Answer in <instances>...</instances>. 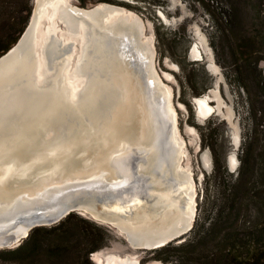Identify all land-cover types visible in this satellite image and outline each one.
Masks as SVG:
<instances>
[{"label":"bare ground","instance_id":"6f19581e","mask_svg":"<svg viewBox=\"0 0 264 264\" xmlns=\"http://www.w3.org/2000/svg\"><path fill=\"white\" fill-rule=\"evenodd\" d=\"M69 2L37 0L0 63V229L75 200L133 247L174 236L193 219L194 182L150 37L136 15Z\"/></svg>","mask_w":264,"mask_h":264},{"label":"rangeland","instance_id":"374dc122","mask_svg":"<svg viewBox=\"0 0 264 264\" xmlns=\"http://www.w3.org/2000/svg\"><path fill=\"white\" fill-rule=\"evenodd\" d=\"M118 1H125L123 3L129 6L121 3L111 4L132 11L142 20L143 36L150 37L154 49L157 74L170 94V102L176 114L177 130L183 140L181 166L190 172L194 182L195 210L192 227L195 224L200 226V223L207 226L208 223L202 221L208 216V222H215L207 233L211 237L223 235L225 227L231 224L239 227L242 224L250 225L264 221V208L260 210L254 199L246 198L245 206L239 211L232 210L231 203L226 200V194L230 190L228 186L230 184L233 188L238 186L240 176L247 181L248 186H256V191L264 190V186H261L264 183V176L262 172L254 170L255 163L259 160L260 166H263L264 157L258 156V160H247L242 166L243 169L240 160L242 149L249 150L253 147L255 148L253 155L261 153L256 144L260 146L263 141L259 138L256 142L253 140V123L247 114L245 95L241 89L230 83L226 76L227 74L231 76V69L223 66L227 63L221 59L224 57L221 48L218 51L220 60L217 61L210 42L211 27L208 15L199 5L186 0ZM70 2L80 6L77 0ZM58 27L62 28L61 24H58ZM190 44L195 46L199 58L187 54ZM161 51H164V54ZM258 68L264 78V61L258 64ZM194 97L210 100L208 106L215 110L209 116L201 117L195 111L192 101ZM234 138L237 139L236 142ZM231 155L235 156L236 160L233 169L227 166ZM216 156L219 160L217 172ZM262 199L264 200V193ZM78 215L93 220L88 215ZM218 216L220 221L216 219ZM96 223L106 232L107 239V244L98 252L104 251L121 258H133L140 264H165L154 258L155 253L151 250L131 247L115 228ZM216 226L223 228L217 232ZM191 229L184 235V239L190 235ZM173 243L177 245L180 242Z\"/></svg>","mask_w":264,"mask_h":264},{"label":"trees","instance_id":"16d2710c","mask_svg":"<svg viewBox=\"0 0 264 264\" xmlns=\"http://www.w3.org/2000/svg\"><path fill=\"white\" fill-rule=\"evenodd\" d=\"M77 1L82 7L101 2L129 6L123 3L125 1L118 0ZM186 1L199 5L208 15L210 42L217 61L220 60L218 51L221 48V54H224L221 59L227 65L222 64L231 69V76H226L245 95L247 114L253 123V140L256 142L259 138L263 141L260 146L256 144L261 151L257 155L252 154L255 151L253 147L242 149V168L247 160L264 157V78L258 68V64L264 61V0ZM31 8L32 0H0V55L18 39L29 19ZM161 52L164 54V51ZM215 158L217 172L219 160L217 156ZM254 170L262 172L264 176V164L261 167L260 160L255 163ZM228 187L230 190L226 200L231 203L232 210L242 209L246 198L254 199L257 207L263 210L264 190L256 191L257 187L248 186L241 176L238 177V186L233 188L230 184ZM216 219L220 221L219 216ZM208 221L209 217L206 216L202 222H207V226L204 223H200V226L195 224L190 235L179 244L170 242L151 250L155 253L154 258L165 264H264V221L239 227L231 224L225 227L223 235L211 237L207 233L215 222ZM216 228L218 232L223 227ZM106 242V232L96 222L77 213H69L52 226L35 227L16 247L0 249V262L96 264L90 258V253L103 248Z\"/></svg>","mask_w":264,"mask_h":264},{"label":"water","instance_id":"95a60500","mask_svg":"<svg viewBox=\"0 0 264 264\" xmlns=\"http://www.w3.org/2000/svg\"><path fill=\"white\" fill-rule=\"evenodd\" d=\"M36 3H37V0H32V8H31V12L29 15V19H28L23 31L19 35L18 39L12 44V46L0 55V63L3 62L4 60H6L13 52H15L17 50V48H18L20 42L22 41L24 35L27 33V30L31 27L32 22H33V16H34V10L36 7ZM103 4L113 6V7H117V9H120L123 12V14L131 13L132 15H136L132 11L127 10L121 6L111 4V3H106V2L97 3L94 5H91L90 7H80V6H76V5H74V7H77L80 10H84V11L89 12V11H92L97 6H102ZM58 24H62V23H60L58 21ZM74 54L75 53L73 52L72 56ZM153 58H154L153 61H154V68H155V56ZM155 71H156V68H155ZM159 78H160V76H159ZM208 102H210V100H208ZM227 166L229 168H231L230 160H228ZM69 213L88 215L94 221H96L100 224H105L107 226H111V227L115 228L117 231H119L123 235V238L130 245L125 232H122L121 230H119V228H117V226L115 224L111 223L110 221H108L104 218H100V217L95 216L80 201L64 200L61 203H59L55 206H52L50 208H47L45 210L35 211V212L30 213V214H24V215L22 214L19 217L17 216L16 218L12 219L9 224H7L4 228L0 229V249L16 247L29 235L30 231L32 229H34L35 227L52 226V225L58 223L63 218H65ZM193 218H194V216H193ZM192 221H193V219H192ZM192 221L186 229H184L183 231L179 232L178 234H176L174 236L155 238L154 240H152L151 243H147L148 246H140V247H133L132 245H130V246L135 248V249L153 250V249L162 247V246H164L170 242H182L184 240V235L186 233H188V231L192 228ZM111 255L117 256L114 254L106 253L104 251L98 252V250H97V251L90 253V258L92 260H96L97 262H101L102 264H110V260L107 261V257L111 256ZM91 256H93V258ZM133 264H140V263L138 260H136V262ZM155 264H157V263H155Z\"/></svg>","mask_w":264,"mask_h":264},{"label":"flooded vegetation","instance_id":"af4514ba","mask_svg":"<svg viewBox=\"0 0 264 264\" xmlns=\"http://www.w3.org/2000/svg\"><path fill=\"white\" fill-rule=\"evenodd\" d=\"M194 47L195 46H192V44H190L187 48V54L192 55V57H194V58H199V54L195 50ZM195 60H199V59H195ZM209 68L211 69V66H209ZM207 70H208V68H207ZM192 101H193L194 106H195V111H197L198 114L203 118L209 116L210 113L214 111V109L212 107L208 106L209 105L208 99H206V98L200 99V97H198V98L194 97V98H192Z\"/></svg>","mask_w":264,"mask_h":264}]
</instances>
